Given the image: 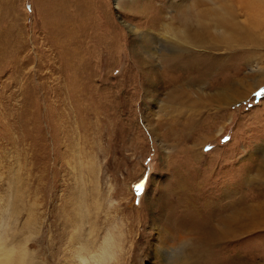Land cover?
<instances>
[{
  "label": "rangeland",
  "instance_id": "1",
  "mask_svg": "<svg viewBox=\"0 0 264 264\" xmlns=\"http://www.w3.org/2000/svg\"><path fill=\"white\" fill-rule=\"evenodd\" d=\"M124 6L0 0V257L13 250L17 264L20 253L22 264H80L74 251L81 244L72 236L80 211L89 213L82 227L89 257L100 254L110 232L118 246L109 264H133L124 253L148 227L150 199H160L173 228L181 209L202 210L212 197L229 202L224 190L264 205V183L256 177L264 162L253 161L264 143V95L254 93L264 84L256 87L245 64L236 76V69L216 74L221 64L210 73L179 65L170 50L143 58L124 20L156 38L170 37L178 26L170 0ZM161 8L159 24L149 21ZM252 53L244 48V56ZM183 57L200 62L197 51ZM236 78L247 82L235 85V94L224 82ZM220 91L231 95L224 105L215 97ZM167 101L174 113L161 108ZM141 181L138 194L134 185ZM245 231L236 242L212 243L216 264L232 258L264 264V223ZM205 258L213 264L212 255Z\"/></svg>",
  "mask_w": 264,
  "mask_h": 264
},
{
  "label": "bare ground",
  "instance_id": "2",
  "mask_svg": "<svg viewBox=\"0 0 264 264\" xmlns=\"http://www.w3.org/2000/svg\"><path fill=\"white\" fill-rule=\"evenodd\" d=\"M112 1L117 9L126 10L124 5L130 0ZM170 5L172 17L178 23L175 33L170 37L166 34L164 37L156 38L152 31L135 26L130 28L129 26L131 24L124 20V26L130 29L131 34L138 40V43L142 45L143 51L141 54L142 57L144 56L143 58L147 59L150 57L158 59L159 57L166 56L163 54L165 50H170L171 54L169 57L172 56L175 59L180 58L177 64L180 65L182 63L186 65V67L188 66V68L196 65L197 70H203L205 73H210L209 70L213 71L217 65L221 64L222 71H214L219 75L226 70L236 69L238 70L236 76H239L242 71L241 66L243 67L245 64L258 80L256 87H260L264 84V53L260 54L259 52L260 49L264 50V0H170ZM165 9L166 8L158 9L159 12L154 13L153 16L149 18V21H153L158 25L160 19H162L161 12ZM166 16L167 15L164 16V19ZM106 17L109 18L110 16L108 17L106 14ZM247 46H251L253 53H257H252L250 55L246 54L247 56H244V48ZM194 51L200 54V62L197 61V64L188 62L187 59L183 57L184 53L189 54ZM213 53L214 55H211ZM189 64H191V66H189ZM157 66H159L158 62ZM232 81V79H226L224 83H228V86L233 89L235 85L243 87L244 83L247 82L246 79L238 81L237 78L234 80V83ZM231 82L233 84L229 85ZM256 87L255 89H257ZM237 91L238 90L234 88L235 94ZM220 92L223 94L220 93L221 95L215 97L219 98L217 102L220 101L221 105H224L229 102L227 100L230 99L231 95L227 92ZM185 105L186 104L183 103V107ZM161 108L169 109L168 113H174L176 111L173 101H167L166 104L161 105ZM177 111H179V114L183 112V110L180 109H177ZM176 118L175 116H171V119L174 121L178 120V117ZM160 145L164 147L163 143H160ZM254 152L256 156L253 157V161L258 162L263 160L264 162V143L256 147ZM251 153L253 154V152ZM256 177L257 180L264 183L263 164L260 166ZM186 190L187 189H185V191ZM187 194L189 195V193ZM231 194L230 191L224 190V197H231L229 202H223L221 198L212 197V200H200L204 202L202 203L204 207L202 210H189L188 208V210L184 209L185 212L182 213L181 209V214L178 212L179 215L176 216L175 212L173 215L175 216V221L173 220L175 222V225L173 222L174 228L171 227L172 222L170 224L172 215L162 216V214H165L164 211L166 210L158 203L160 199L158 201L156 199H150L151 211L149 216L146 215L149 218H146V222H143L145 226L147 222L149 223L147 227L148 230L145 227V230L140 232L139 237L134 238V240H136L134 242V247L132 248L129 246L124 253L126 260L130 261L131 259L133 264H206L203 260H207L205 257L212 255L213 264H216V249H212L214 246H212V243L219 241V244H221V242L225 240L234 239V242H236L242 230L246 232L245 230L256 226L259 227L260 224L264 223V205L262 201L252 204L246 203L243 199L237 198L233 194L232 196ZM195 198L197 197L195 196ZM155 207H159L161 212H157ZM160 216L162 217L160 218ZM245 217H248V223L243 226ZM162 218L165 222H162ZM73 221L77 228L73 229L75 230L72 235L73 240L76 237L77 242L81 244V246L79 248L77 247L74 251L75 255L80 259V264H109V259L111 260L113 257H116L114 255V248H112L113 244H115V247L117 245L114 240V234L109 232L105 236V240L100 245L101 252L99 255L96 254L94 257H89V253L92 251L88 244L91 246V243L90 240L88 242V239L83 241L84 233L82 232L84 224L89 223V213H84L82 215L81 212L78 211L74 215ZM133 226L134 225L130 226L131 230H133ZM90 227L89 233L92 234L93 227ZM129 234L125 236L126 240L133 239L132 235L129 236ZM234 244L235 243H232L231 245ZM11 251L12 252L2 254L0 257V264H17L15 263L14 256H10L11 253H13V250ZM131 253L133 254L131 255ZM16 257L20 264L27 261L21 253ZM232 259L233 261L229 264H243L242 262L235 261V258ZM147 260H150V262L148 263Z\"/></svg>",
  "mask_w": 264,
  "mask_h": 264
},
{
  "label": "snow or ice",
  "instance_id": "3",
  "mask_svg": "<svg viewBox=\"0 0 264 264\" xmlns=\"http://www.w3.org/2000/svg\"><path fill=\"white\" fill-rule=\"evenodd\" d=\"M261 95H264V89H261L260 91L254 93V96H261ZM205 151H207V149H205ZM144 187H145L144 181H141L140 183L134 185V189L137 191L138 194L143 193ZM137 203H139V201H137Z\"/></svg>",
  "mask_w": 264,
  "mask_h": 264
}]
</instances>
